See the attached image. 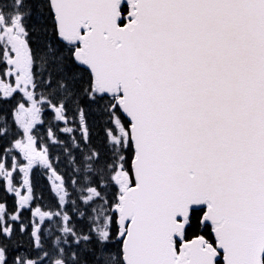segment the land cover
<instances>
[{
  "label": "snow or ice",
  "instance_id": "obj_1",
  "mask_svg": "<svg viewBox=\"0 0 264 264\" xmlns=\"http://www.w3.org/2000/svg\"><path fill=\"white\" fill-rule=\"evenodd\" d=\"M0 264H264V0H0Z\"/></svg>",
  "mask_w": 264,
  "mask_h": 264
},
{
  "label": "flooded vegetation",
  "instance_id": "obj_2",
  "mask_svg": "<svg viewBox=\"0 0 264 264\" xmlns=\"http://www.w3.org/2000/svg\"><path fill=\"white\" fill-rule=\"evenodd\" d=\"M40 189L43 191V193L45 194V195H47L48 194V184H46V185H40Z\"/></svg>",
  "mask_w": 264,
  "mask_h": 264
},
{
  "label": "trees",
  "instance_id": "obj_3",
  "mask_svg": "<svg viewBox=\"0 0 264 264\" xmlns=\"http://www.w3.org/2000/svg\"><path fill=\"white\" fill-rule=\"evenodd\" d=\"M42 183H43V184H46V181H44V180L42 179Z\"/></svg>",
  "mask_w": 264,
  "mask_h": 264
},
{
  "label": "rangeland",
  "instance_id": "obj_4",
  "mask_svg": "<svg viewBox=\"0 0 264 264\" xmlns=\"http://www.w3.org/2000/svg\"><path fill=\"white\" fill-rule=\"evenodd\" d=\"M44 180H46L47 178L46 177H43Z\"/></svg>",
  "mask_w": 264,
  "mask_h": 264
}]
</instances>
